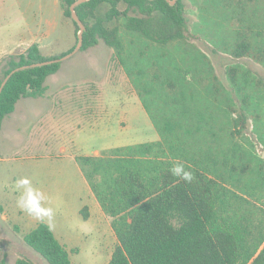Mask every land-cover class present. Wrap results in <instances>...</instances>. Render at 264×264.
<instances>
[{
    "label": "rangeland",
    "instance_id": "1",
    "mask_svg": "<svg viewBox=\"0 0 264 264\" xmlns=\"http://www.w3.org/2000/svg\"><path fill=\"white\" fill-rule=\"evenodd\" d=\"M183 1L188 19L184 42L146 45L148 41L135 37L131 52L138 62L125 68L100 41L63 60L60 69L46 78L44 95L20 98L17 112L24 118L11 120L8 141L0 138V257L7 255L6 264H14L17 257L48 264L22 238L42 219L51 223L72 264L108 263L116 237L78 212L86 206L76 197V166L69 155H98L107 148L159 141L142 97L151 114L180 116L192 124L186 134L183 123L181 139L207 156L209 167L225 177V193L217 202L220 214L240 220L250 236L260 228L264 231V90L243 87L241 79L248 71L250 78L264 80V64L231 55L233 35L241 23L237 13L228 10L232 6L248 18L259 14L256 8L264 7V0ZM106 7L102 4L100 12ZM21 25L17 0H0V46L9 45ZM129 37L124 34L127 45ZM5 56H0V63ZM208 63L219 88L212 85ZM229 68H234L241 90L231 84ZM65 94L71 99L58 101ZM50 109L61 116L59 125L48 124ZM238 110L247 115V128L231 135ZM231 165H247V170L229 176ZM29 190L43 201L41 208L51 210L50 216L38 218L22 206Z\"/></svg>",
    "mask_w": 264,
    "mask_h": 264
},
{
    "label": "trees",
    "instance_id": "2",
    "mask_svg": "<svg viewBox=\"0 0 264 264\" xmlns=\"http://www.w3.org/2000/svg\"><path fill=\"white\" fill-rule=\"evenodd\" d=\"M74 1L59 0L63 18L74 29L73 46L65 52L48 54L32 43L23 52L6 55L0 63V83L18 66L58 58L75 47L79 26L69 10ZM119 2L125 3L123 10L118 8ZM102 4L107 7L100 12ZM74 9L85 25L80 51L102 41L125 68L138 62L131 52L135 37L148 41L146 45H166L184 42L188 32L183 0H176L174 4L166 0H86ZM228 10L231 15L237 13L241 23L234 32L229 52L234 57H251L264 64V7L256 8L259 14H249L248 18L232 6ZM123 33L130 35L129 45ZM61 63L21 69L9 77L0 92V127L20 98L45 93L46 78L56 73ZM137 73L142 70L138 69ZM207 73L212 85L219 88L209 63ZM228 75L231 84L241 90L234 68H229ZM241 79L243 87L250 85L264 90V80L250 78L248 71ZM144 91L149 92L150 88L145 87ZM139 94L142 97V92ZM245 98L244 94V103ZM163 102L168 103L166 99ZM142 103L160 134L159 141L107 148L98 155L75 156L116 237L107 264H264L262 228L256 236H250V230L240 220L218 211L217 202L225 193V177L209 167L207 156L203 158L201 152L191 149L181 139L183 123L188 127L184 129L186 134L191 133L192 124L183 122L180 116L167 119L153 115L144 97ZM181 109L188 115L186 105ZM232 127L231 135H240L247 128L243 110H238ZM177 165L190 171L193 179L185 181L174 176L171 170ZM246 170L247 165H231L229 176ZM80 212L83 218L88 217V208L83 207ZM22 238L48 264H72L65 245L56 238L48 223L40 221ZM6 263L7 255L3 254L0 264ZM14 264L34 263L17 257Z\"/></svg>",
    "mask_w": 264,
    "mask_h": 264
},
{
    "label": "crops",
    "instance_id": "3",
    "mask_svg": "<svg viewBox=\"0 0 264 264\" xmlns=\"http://www.w3.org/2000/svg\"><path fill=\"white\" fill-rule=\"evenodd\" d=\"M118 8L123 10L125 8V3L119 2ZM17 12L22 22L21 30L16 33L9 45L0 46L1 57L14 52H23L32 43H35L39 48L45 50L48 54L65 52L73 46L75 41L73 26L68 20L63 18L62 8L59 0H17ZM60 97L62 100L60 98L58 101L70 100L72 96L71 94H65L63 96L61 95ZM19 101L20 99L17 101L14 111L9 116L5 117L1 123L0 138L4 141H8L10 136L11 120L17 118V116H19V118H24L20 116L19 112H17ZM53 108H55V105ZM55 114L56 113H54V110L50 109L47 115L49 120L48 124L59 125L61 116H56ZM75 156L76 155L73 154L69 155L76 166V168H74V178L76 179L75 190L76 192H79L76 194L77 196H75L77 198L79 197L82 204L88 208L89 213L87 219L91 220V218H94L96 226L103 224L104 227H107L110 229V231H113L110 226L109 218L102 211L99 202L92 193L89 184L75 159ZM81 194L82 197L80 196ZM39 200L40 199H38L40 207H42L43 201ZM80 210L81 208L78 210V212H80ZM43 220L44 219H42V221ZM39 222L40 221L37 223ZM44 222L50 225L54 235L58 239V235L55 233L51 223L45 220ZM37 223H35V226ZM60 242L64 244L62 241Z\"/></svg>",
    "mask_w": 264,
    "mask_h": 264
},
{
    "label": "water",
    "instance_id": "4",
    "mask_svg": "<svg viewBox=\"0 0 264 264\" xmlns=\"http://www.w3.org/2000/svg\"><path fill=\"white\" fill-rule=\"evenodd\" d=\"M86 0H76L73 3L70 4L69 6V10L71 13V17L74 21H76V23L79 26V31L77 33V42L75 47L68 53H66L63 56H60L58 58L55 59H50V60H45V61H41V62H36V63H32V64H27V65H22V66H18L14 69H12L10 72H8L6 74V76L3 78L2 82L0 83V92L3 88V86L5 85L6 81L9 79V77L16 71L21 70V69H25V68H30V67H36V66H42V65H47L53 62H62L63 60L69 58L71 55H73L74 53H76L77 51L80 50L81 46H82V33L85 30V25L81 22V20L79 19V17L77 16L76 12H75V6L84 2ZM168 1L170 4H174L176 0H166Z\"/></svg>",
    "mask_w": 264,
    "mask_h": 264
},
{
    "label": "clouds",
    "instance_id": "5",
    "mask_svg": "<svg viewBox=\"0 0 264 264\" xmlns=\"http://www.w3.org/2000/svg\"><path fill=\"white\" fill-rule=\"evenodd\" d=\"M171 171L174 176H178L185 181H191L193 179L192 173L190 171H186L183 165H177ZM25 182L27 181H23L22 183ZM22 206L26 207L30 213H33L38 218H40L43 215H47V216L51 215L50 209L45 210L40 207L38 198L31 195V190H29V194L26 201L22 202Z\"/></svg>",
    "mask_w": 264,
    "mask_h": 264
}]
</instances>
